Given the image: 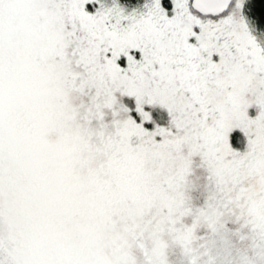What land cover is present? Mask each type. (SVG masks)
<instances>
[{
  "label": "snow or ice",
  "instance_id": "obj_1",
  "mask_svg": "<svg viewBox=\"0 0 264 264\" xmlns=\"http://www.w3.org/2000/svg\"><path fill=\"white\" fill-rule=\"evenodd\" d=\"M0 264H264V0H0Z\"/></svg>",
  "mask_w": 264,
  "mask_h": 264
}]
</instances>
